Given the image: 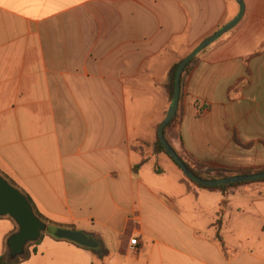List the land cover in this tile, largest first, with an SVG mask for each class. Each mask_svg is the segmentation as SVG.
<instances>
[{
    "label": "crops",
    "instance_id": "1",
    "mask_svg": "<svg viewBox=\"0 0 264 264\" xmlns=\"http://www.w3.org/2000/svg\"><path fill=\"white\" fill-rule=\"evenodd\" d=\"M243 3L182 74L171 143L206 169H264V0ZM237 13L235 0H0V173L99 243L44 234L19 264H264V183L188 189L154 147L173 67ZM15 226L0 217V257Z\"/></svg>",
    "mask_w": 264,
    "mask_h": 264
},
{
    "label": "water",
    "instance_id": "2",
    "mask_svg": "<svg viewBox=\"0 0 264 264\" xmlns=\"http://www.w3.org/2000/svg\"><path fill=\"white\" fill-rule=\"evenodd\" d=\"M238 5V13L234 19L222 26L219 30L205 38L190 53L183 57L177 65L173 78V95L166 110L165 116L157 129L158 140L166 154L175 162L182 174L192 183L204 188H216L233 184L252 183L264 180V172L250 175H235L222 179L203 180L195 176L180 159L175 150L167 143L164 137V129L170 123L177 112L182 74L189 62L208 46L231 31L242 19L244 14L243 0H235ZM0 217H8L14 221L17 231L6 241L7 252L10 259L20 257L28 243H35L48 232L51 227L37 218L26 197L15 187L10 185L0 175ZM54 228V227H53ZM53 230V229H52ZM51 235L57 240L73 243L77 246L97 251L99 243L92 235L79 230L67 228H54Z\"/></svg>",
    "mask_w": 264,
    "mask_h": 264
},
{
    "label": "trees",
    "instance_id": "3",
    "mask_svg": "<svg viewBox=\"0 0 264 264\" xmlns=\"http://www.w3.org/2000/svg\"><path fill=\"white\" fill-rule=\"evenodd\" d=\"M194 62V58L189 62V64L185 67L183 74L186 73L189 65ZM178 63L173 67L172 72H171V76H170V83H169V87H168V92H169V101L171 102L172 99V95H173V78H174V74H175V70L177 68ZM182 91V81H181V86H180V94ZM177 122V123H176ZM177 126L178 128V119H177V112L175 114V116L173 117V119L170 121V123L165 127L164 129V137L165 140L167 141V143L173 148L172 144L170 143V141L168 140L166 134L168 130L173 129V127ZM155 152L157 154H164L165 156L168 157V159L173 163V165L177 168V170H179V168L177 167V165L175 164V162L166 154V152L164 151L163 147L161 146L158 137L156 138V142H155ZM174 149V148H173ZM175 150V149H174ZM176 152V150H175ZM177 153V152H176ZM177 155L180 157V159L185 163V165L187 166V168L198 178H201L203 180H215V179H222V178H226L229 176H235V175H250V174H257V173H263L264 169L262 170H258V171H238V172H234V171H222V170H218V169H206V167H204L203 165H198V164H194L191 165L189 164L183 157H181V155H179L177 153ZM145 162H147V159H142L141 165L144 164ZM206 169V170H205ZM180 171V170H179ZM157 173H160L159 170L156 169ZM0 175L13 187L17 188L28 200V202L30 203L32 210L35 214V216L37 218H39L43 223H45L46 225H49L51 227L54 228H67V229H73V227H67V226H61V225H57L51 222H48L36 209L34 203L32 202V200L30 199V197L25 193V191H23L18 185H16L12 180H10L8 177H6L4 174L0 173ZM182 182L187 185V188L190 189L191 187H195L197 189H205V190H211V191H218L220 192L222 195H230L233 193V191L241 185H249V184H259V183H264V180H260V181H255L252 183H242V184H233V185H228V186H222V187H216V188H204L201 186H198L194 183H192L190 180H188L184 175H182ZM264 195V192H263ZM10 219V218H9ZM213 226L215 227V229H219L220 227V222L216 221ZM17 231V226H15V229L13 230V232L9 235L11 236L13 233H15ZM9 236L6 237V241L9 238ZM43 237V236H42ZM41 237V238H42ZM39 241L35 242V243H28L25 246L24 252L20 257H17L15 259H10L9 254L7 252V247L5 250V253L3 254V256L0 257V264H19L20 262L27 260L30 256V253L28 251V248L30 246L36 245ZM6 246V245H5ZM80 247V246H78ZM85 249V248H84ZM89 250V249H86ZM92 251V250H89ZM34 253V251H33ZM99 255V254H98Z\"/></svg>",
    "mask_w": 264,
    "mask_h": 264
},
{
    "label": "rangeland",
    "instance_id": "4",
    "mask_svg": "<svg viewBox=\"0 0 264 264\" xmlns=\"http://www.w3.org/2000/svg\"><path fill=\"white\" fill-rule=\"evenodd\" d=\"M177 123V122H176ZM166 136H167V138H168V140L170 141V143H171V140H177V137H178V135H177V126H175V127H173V129H171V130H168L167 131V134H166ZM172 144V143H171ZM173 146V145H172ZM174 148V147H173ZM175 149V148H174ZM176 150V149H175ZM176 152L179 154V155H181V153H180V151H178V150H176ZM187 161V160H186ZM189 164H191V163H189ZM191 165H193L194 166V164H191ZM181 172V171H180ZM181 174H182V172H181ZM183 175V174H182ZM51 227V226H50ZM54 230V228L53 227H51V229L48 231V232H46V234H51L52 233V231Z\"/></svg>",
    "mask_w": 264,
    "mask_h": 264
},
{
    "label": "built area",
    "instance_id": "5",
    "mask_svg": "<svg viewBox=\"0 0 264 264\" xmlns=\"http://www.w3.org/2000/svg\"><path fill=\"white\" fill-rule=\"evenodd\" d=\"M129 246H130V250L131 251H136V248L138 246V240L136 238H132L130 241H129Z\"/></svg>",
    "mask_w": 264,
    "mask_h": 264
}]
</instances>
